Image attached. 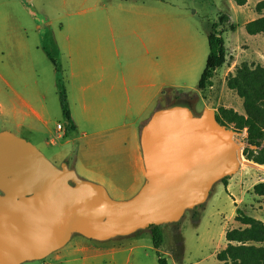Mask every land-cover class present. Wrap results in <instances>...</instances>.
<instances>
[{
	"label": "rangeland",
	"instance_id": "1",
	"mask_svg": "<svg viewBox=\"0 0 264 264\" xmlns=\"http://www.w3.org/2000/svg\"><path fill=\"white\" fill-rule=\"evenodd\" d=\"M260 1L263 0H248L240 6L233 0H0V103L4 105L0 107V131L10 130L34 143L54 164L61 166L67 163L81 177L104 185L112 198L128 200L145 178L138 168L140 162L135 158V150L140 143L139 129L157 109L182 104L189 107L194 115H201L212 103L217 113L220 107H227L245 114L243 98L228 87L227 79L236 74L237 67L243 62L264 66V33L251 35L245 28L248 21L264 14V10L260 13L256 9ZM84 2L92 9L81 15L78 10ZM223 13L231 16L229 22L218 28L225 38L226 62L216 71L213 85L200 91L199 81L210 52L208 28L219 23ZM83 18L90 20L87 32L92 37L91 41L95 42L99 37L106 44L102 49L106 58L115 57L117 66L124 73L134 65L130 51L124 47L126 40H133L129 36L131 27H123L124 21L153 20L156 36L164 34L167 37L172 67L167 74L156 71L157 87L144 90V99L139 101V106L130 89L131 114L125 119L128 126L106 131L102 130L123 120L106 122L95 117L120 109L113 102L120 103L118 91H114L113 99L110 96L105 99L97 96L99 89H95V97L89 100L88 110L84 112L82 103L74 98L78 86L69 84L63 71L69 108L80 115L81 121L75 131L65 136L63 131H57L59 122L66 124L55 65L42 45L49 29L56 42L63 41L70 32L76 37L83 36L76 29L78 20ZM230 25L234 26V31ZM95 50L92 49L93 52ZM20 51H25V57ZM59 61L64 69L61 49ZM175 62L177 67L173 66ZM6 80L13 87L8 86ZM17 93L31 94L34 100L31 108L40 112L48 123L38 119L30 107L24 106ZM119 93L126 104L128 93L124 87ZM41 103L46 105V115ZM18 122L31 124L36 129L18 128ZM227 126L241 133L238 135L240 140L247 141V129H238L233 123ZM100 130L102 132L94 133ZM135 131L138 134L134 138L132 134ZM122 132L125 134L124 147L121 144L117 146L116 139V134ZM95 143L100 145L94 146ZM244 158L247 159L245 155ZM136 178L137 186L134 187L132 183ZM261 181H264V170L241 164L236 173L228 176L227 186L222 180L214 185L205 203L187 210L177 222L160 225L164 242L159 253L154 247L150 228L104 242L144 245L145 248L139 249V263L133 256L130 264H159V255L165 257L168 264H234L231 260L220 261L218 254L229 244L226 239L228 230L247 226L236 219L238 208L264 223V197L254 192V185ZM142 235L145 236L137 237ZM77 241L87 240L81 234H75L62 248L63 251H72ZM255 245L264 246L263 243ZM55 255L32 264H48Z\"/></svg>",
	"mask_w": 264,
	"mask_h": 264
},
{
	"label": "water",
	"instance_id": "2",
	"mask_svg": "<svg viewBox=\"0 0 264 264\" xmlns=\"http://www.w3.org/2000/svg\"><path fill=\"white\" fill-rule=\"evenodd\" d=\"M221 124L212 103L201 115L174 104L157 109L141 129L145 183L128 200L54 164L34 143L0 131V264L42 260L74 234L105 241L177 222L205 203L216 183L241 164L250 145Z\"/></svg>",
	"mask_w": 264,
	"mask_h": 264
},
{
	"label": "crops",
	"instance_id": "3",
	"mask_svg": "<svg viewBox=\"0 0 264 264\" xmlns=\"http://www.w3.org/2000/svg\"><path fill=\"white\" fill-rule=\"evenodd\" d=\"M91 9L92 6H90V4H88L87 2H84L82 3V7L78 10V13L83 15L86 14V11ZM89 22L90 20L86 18L80 19L77 22L76 29L83 36L80 37L78 35L76 37L73 32H70L65 36L63 41L57 40L62 52L64 71L67 76L66 79L69 84L78 86L74 98L76 101L82 103L84 112H87L88 110L89 100L95 97V95H93L95 89H99V92H97V96L101 98L103 97L105 99L106 96H110L113 99L115 97L114 91H118L117 98L120 103L118 104L116 101L113 102L118 105L120 109L118 108V110L116 111H109L103 114V116H98L95 118L103 119L104 121L108 120L110 122L118 121L121 119L123 120L122 123L105 128L102 131H106L109 129H124L128 126V124L125 122V119L131 114L130 107L132 98L129 93L130 89H132L135 98L138 101L136 105L139 106V101L141 99H144V90L147 88L154 89L157 87V83L155 82L156 71L159 74H167L170 72V69L172 67V58L170 55L168 40L164 34H158L156 36L155 24L153 20H149L148 18H146L124 21L123 27H131V29L129 30V36L133 39L131 41L126 40L124 42V47L130 51V56L134 61V65L131 66L127 73H124V71L117 66L115 57L108 56L106 58V53L104 50H102L106 47V44L102 43L99 37L95 40V42L91 41L92 37L87 32ZM108 22L110 28L112 29V32H114L110 20H108ZM71 31H73V29H71ZM92 49H96L95 52H93ZM102 51H104V53H102ZM20 54L25 57V51H23L22 53L20 51ZM173 66L177 67V62L173 63ZM6 82L8 86L13 87L12 83L9 80H6ZM121 87H124L125 92L128 93L126 104H124L123 97H121V94L119 93ZM13 90L14 92H16L14 88ZM17 95L24 106H28L30 108L32 107V103L34 100L32 99L31 94L28 95L17 93ZM155 97L156 92L154 94V98ZM104 105H107L106 100L104 101ZM40 106L43 113H45L46 115V105L41 103ZM0 107L3 108L4 105L0 103ZM31 109L36 114V117H38V119L42 120L45 124L48 123L47 120H44L40 112H37L33 108ZM70 111L77 128L80 126L81 122L80 115L73 109H70ZM143 112L144 109L140 112V116ZM85 116H87V114ZM58 124L61 123L59 122ZM58 124L57 131H59ZM16 125L18 128H26L27 130L36 129L33 125H27L24 122H18ZM141 127L139 129L140 143L136 147L135 158L136 160H139L140 164H138V168H140L143 172ZM62 131L63 135H65L66 125H63ZM102 131L100 130L94 133H99ZM137 134L138 132L135 131V133L132 135H134L133 137L135 138ZM84 135H86V133H84ZM116 139L117 146L121 144L122 147H124L125 134L123 132L116 134ZM99 145L100 143H95L94 146ZM137 181L138 179L136 178L135 182L132 183L134 187L137 186ZM144 183L145 178L140 186H138L137 190L132 194V196H135L139 192ZM145 235L137 237H143ZM83 237L87 241H77L74 244L75 248H73L72 251H63L64 249L62 248L66 246L64 245L59 250L51 253L56 255L53 260L49 261L48 264H130L131 257L133 256L136 257L135 260H137V262L139 263V259H137L138 256L141 255L139 249L145 248L144 245L139 244H108L104 241L89 239L85 236ZM132 239L133 238H131V240ZM136 248H138L137 255L135 254ZM155 249H157V252L159 253L160 248L155 247ZM32 263H34V261L27 264Z\"/></svg>",
	"mask_w": 264,
	"mask_h": 264
},
{
	"label": "trees",
	"instance_id": "4",
	"mask_svg": "<svg viewBox=\"0 0 264 264\" xmlns=\"http://www.w3.org/2000/svg\"><path fill=\"white\" fill-rule=\"evenodd\" d=\"M237 5L243 6L248 0H233ZM262 13L264 10V0L260 1L256 7ZM219 23H215L208 28V41L210 52L207 58L206 67L199 81L200 91H205L213 85V78L216 71L226 62L227 47L225 38L218 29L224 23L231 20L228 13H223L219 18ZM234 31V26L230 25ZM245 28L251 35L264 33V14L246 23ZM42 49L49 59L54 63L57 74V86L60 94L61 107L66 124V136L75 131L76 126L71 115L66 91V84L63 78V67L60 64V49L54 38L52 30L49 29L44 35ZM229 88L236 90L238 95L244 100L245 114H241L233 108L220 107L217 113L218 121L223 125L233 123L238 129H247V141L250 145L244 149L247 159L256 163L264 164V66L243 62L237 67L236 74L227 79ZM222 182L227 186L228 177H224ZM254 192L264 197V181L254 185ZM236 219L247 225L245 228H234L226 232L228 246L219 252L218 259L234 264H264V246H256L255 243L264 244V223L252 216L247 215L242 209H237ZM156 248H160L164 242V235L160 225L149 227ZM123 238V237H119ZM237 244H234V243ZM159 264H168L165 257L158 256Z\"/></svg>",
	"mask_w": 264,
	"mask_h": 264
},
{
	"label": "built area",
	"instance_id": "5",
	"mask_svg": "<svg viewBox=\"0 0 264 264\" xmlns=\"http://www.w3.org/2000/svg\"><path fill=\"white\" fill-rule=\"evenodd\" d=\"M58 129H59V131H62L63 130V125L58 124ZM42 264H45V263H42Z\"/></svg>",
	"mask_w": 264,
	"mask_h": 264
},
{
	"label": "flooded vegetation",
	"instance_id": "6",
	"mask_svg": "<svg viewBox=\"0 0 264 264\" xmlns=\"http://www.w3.org/2000/svg\"><path fill=\"white\" fill-rule=\"evenodd\" d=\"M0 194H2V195L4 194L3 190H1V189H0ZM27 263H29V262H22L21 264H27Z\"/></svg>",
	"mask_w": 264,
	"mask_h": 264
}]
</instances>
